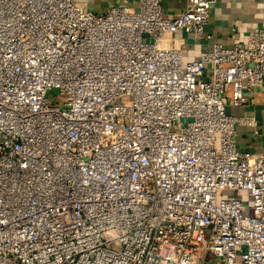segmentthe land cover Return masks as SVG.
Here are the masks:
<instances>
[{"label": "built area", "instance_id": "2783aa9c", "mask_svg": "<svg viewBox=\"0 0 264 264\" xmlns=\"http://www.w3.org/2000/svg\"><path fill=\"white\" fill-rule=\"evenodd\" d=\"M213 2L0 0V264H264V152L228 111L264 87V28L215 41Z\"/></svg>", "mask_w": 264, "mask_h": 264}, {"label": "crops", "instance_id": "0c3cea01", "mask_svg": "<svg viewBox=\"0 0 264 264\" xmlns=\"http://www.w3.org/2000/svg\"><path fill=\"white\" fill-rule=\"evenodd\" d=\"M117 0H98L96 4L103 9ZM188 0H162L165 15H180ZM264 28V0H215L210 10V19L205 28L215 41L232 44L245 42L248 36ZM171 39L181 47L183 61L189 62L199 57L200 51L208 44L206 40L196 38L192 33L178 32ZM211 47V44L209 45ZM252 102L241 106H228L230 114L236 117L250 118L255 124L243 120L236 124L239 150L243 152H264V87L248 94ZM256 130L258 133H256Z\"/></svg>", "mask_w": 264, "mask_h": 264}, {"label": "rangeland", "instance_id": "374dc122", "mask_svg": "<svg viewBox=\"0 0 264 264\" xmlns=\"http://www.w3.org/2000/svg\"><path fill=\"white\" fill-rule=\"evenodd\" d=\"M89 4L90 9H95L96 5L95 2L98 0H84ZM100 1V0H99ZM66 95L61 92L59 88H51L50 90L47 91L46 93V98L48 99L49 103L51 105H61L66 99ZM127 100H125L126 102Z\"/></svg>", "mask_w": 264, "mask_h": 264}]
</instances>
